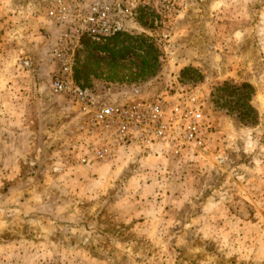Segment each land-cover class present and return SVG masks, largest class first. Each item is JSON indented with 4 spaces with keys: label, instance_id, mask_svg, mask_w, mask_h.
<instances>
[{
    "label": "rangeland",
    "instance_id": "rangeland-1",
    "mask_svg": "<svg viewBox=\"0 0 264 264\" xmlns=\"http://www.w3.org/2000/svg\"><path fill=\"white\" fill-rule=\"evenodd\" d=\"M52 4L0 0V264H264V0H152L133 35L84 40L96 102L190 90L207 122L185 156L88 164L93 138L50 86Z\"/></svg>",
    "mask_w": 264,
    "mask_h": 264
},
{
    "label": "built area",
    "instance_id": "built-area-1",
    "mask_svg": "<svg viewBox=\"0 0 264 264\" xmlns=\"http://www.w3.org/2000/svg\"><path fill=\"white\" fill-rule=\"evenodd\" d=\"M151 1L53 0L47 10V15L56 23L65 24L50 51L57 67L50 80L51 89L76 108L81 128L93 138L89 142L86 140L84 152L76 158L81 163L103 160L119 149L132 146L151 150L160 143L181 157L205 145L207 122L194 92L99 103L77 77L84 40L104 44L127 34L133 35L127 30L128 19L135 22L137 5H148ZM72 157H76L75 153Z\"/></svg>",
    "mask_w": 264,
    "mask_h": 264
},
{
    "label": "trees",
    "instance_id": "trees-1",
    "mask_svg": "<svg viewBox=\"0 0 264 264\" xmlns=\"http://www.w3.org/2000/svg\"><path fill=\"white\" fill-rule=\"evenodd\" d=\"M113 41H114V40H113ZM103 45L108 46V45H106V44H103ZM101 47H103V46H101Z\"/></svg>",
    "mask_w": 264,
    "mask_h": 264
}]
</instances>
